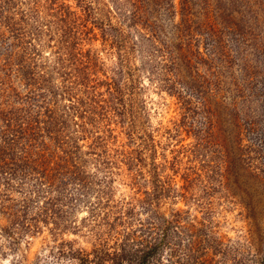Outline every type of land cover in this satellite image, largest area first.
I'll return each mask as SVG.
<instances>
[{
	"label": "rangeland",
	"instance_id": "obj_1",
	"mask_svg": "<svg viewBox=\"0 0 264 264\" xmlns=\"http://www.w3.org/2000/svg\"><path fill=\"white\" fill-rule=\"evenodd\" d=\"M89 1L103 30L111 24L107 33L116 35L104 40L96 29V40L86 46L98 59L100 92L111 102L96 133L107 138L84 170L97 186L78 197L65 177L64 192L77 197L59 236L41 224L36 233L8 241L3 230L10 222L0 214V264H68L64 250L72 245L91 252L100 244L96 235L107 229L93 222L96 195L110 194V220L124 208L146 220L156 184L167 190L158 205L162 214L181 209L209 222L207 235L221 245L211 249L217 254L212 264H264V0ZM67 2L77 8L76 0ZM171 4L174 16L167 13ZM115 37L127 38L124 47ZM172 55H186L192 68L178 59L174 64ZM15 87L27 95L19 82ZM22 104L2 87L0 107ZM90 142H81L84 151ZM118 150L130 157L119 158ZM105 152L114 156L108 168L101 163ZM34 182L7 195L9 206L19 205ZM55 189L42 196L50 198Z\"/></svg>",
	"mask_w": 264,
	"mask_h": 264
},
{
	"label": "trees",
	"instance_id": "obj_2",
	"mask_svg": "<svg viewBox=\"0 0 264 264\" xmlns=\"http://www.w3.org/2000/svg\"><path fill=\"white\" fill-rule=\"evenodd\" d=\"M76 2L77 8L67 0H0V73L4 74L0 92L8 86L11 96L24 103L21 108L0 107V214H7L10 222L3 230L8 241H17L21 233H36L41 224L52 225L51 231L59 236L71 202L84 197L85 192L88 196L97 186L90 180L95 175L84 170L89 157L96 161V144L107 138L96 133L108 119L111 102L100 92L104 84L97 74L98 59L86 46L96 40V29L104 40L111 41L116 35L107 33L114 30L111 24L103 30L105 24L96 18L93 2ZM167 13L174 16V4ZM142 18L148 20L145 9ZM174 28L181 32V25ZM179 33L175 36L182 43ZM126 40L115 37L113 42L124 47ZM185 51L192 53V48ZM172 57L174 64L178 59L193 66L186 55ZM16 82L27 90L23 98ZM64 101L68 103L61 106ZM72 126L77 130L70 131ZM90 140L84 151L81 142ZM118 152L119 158L130 157ZM102 154V165H113L114 156ZM65 177H70L69 184ZM31 182L35 186H30L19 205L9 206L7 195ZM67 184L77 186L76 197L64 192ZM46 188H56L50 198L42 196L48 193ZM155 189L148 195L155 211L146 220L137 218L142 214L130 208L121 209L110 220V194L96 195L90 206L93 214L100 213L92 215L93 222L95 227L107 229L96 235L100 244L91 252L72 245L64 250L68 264H212L217 254L211 249L221 245L207 235L209 222L190 219L181 209L169 216L162 214L158 205L167 190L162 184H156ZM34 191L37 197L32 196Z\"/></svg>",
	"mask_w": 264,
	"mask_h": 264
}]
</instances>
